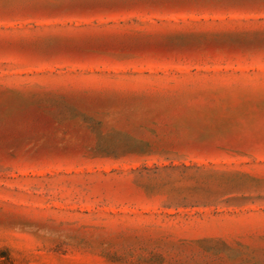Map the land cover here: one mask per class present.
Here are the masks:
<instances>
[{"label": "rangeland", "instance_id": "1", "mask_svg": "<svg viewBox=\"0 0 264 264\" xmlns=\"http://www.w3.org/2000/svg\"><path fill=\"white\" fill-rule=\"evenodd\" d=\"M0 264H264V0H0Z\"/></svg>", "mask_w": 264, "mask_h": 264}, {"label": "snow or ice", "instance_id": "2", "mask_svg": "<svg viewBox=\"0 0 264 264\" xmlns=\"http://www.w3.org/2000/svg\"><path fill=\"white\" fill-rule=\"evenodd\" d=\"M64 2L69 4V5H74L76 3H79L80 0H64Z\"/></svg>", "mask_w": 264, "mask_h": 264}]
</instances>
